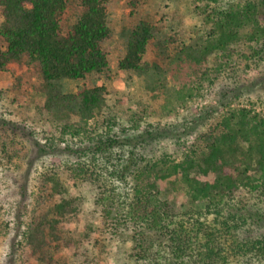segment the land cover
Listing matches in <instances>:
<instances>
[{
  "label": "trees",
  "instance_id": "1",
  "mask_svg": "<svg viewBox=\"0 0 264 264\" xmlns=\"http://www.w3.org/2000/svg\"><path fill=\"white\" fill-rule=\"evenodd\" d=\"M143 2H126L136 24L125 33L120 70L141 74L151 66L161 73V86L170 80L179 89L216 72L227 79L240 64L264 68V0L226 7L188 0L202 18L194 37L178 29L166 32L157 12L137 16ZM108 3L76 0L77 14L70 19L71 0H0V96L15 93L34 76L40 109L59 123L68 156L66 163L40 175L32 215L18 226L17 248L38 264H63L65 251L76 256L82 247L102 245L94 238L99 233L129 243L127 255L134 264H264L263 114L245 107L222 112L219 99L217 108L194 117L207 129L179 160L168 151L154 158L144 145L166 138L177 145L176 127L162 132L146 126L124 137L112 128L106 86L63 92L65 80L107 74ZM164 90L172 89L164 85ZM208 116H218L211 126ZM2 154L8 164L12 153ZM0 167L1 174L8 171L1 161ZM68 180L95 193L97 215L82 231L73 225L83 217L84 196L72 192ZM16 186L19 192L26 189Z\"/></svg>",
  "mask_w": 264,
  "mask_h": 264
},
{
  "label": "rangeland",
  "instance_id": "2",
  "mask_svg": "<svg viewBox=\"0 0 264 264\" xmlns=\"http://www.w3.org/2000/svg\"><path fill=\"white\" fill-rule=\"evenodd\" d=\"M71 1L73 4L69 7L70 19L77 14V4L74 6L76 0ZM126 2L127 0H109L108 3V24L112 37L107 43L110 52L107 74L93 75L85 81L65 80L61 83L63 92H76L83 85L106 86L111 92L108 101L109 113L115 117L114 122H111L112 128L115 133L124 137H132L136 135V128L141 131V128L146 126L160 129L162 132L176 127L177 145L169 138L144 145L148 155L154 158L168 151L172 156L179 155L176 157V160H179L181 151L207 129V126L193 122L194 117L207 109L217 108L214 106L218 105L219 99L223 100L219 104L225 105V108H221L222 112L227 107H245L264 115V83L258 84L259 79L264 80V68L261 66L255 67L252 64L247 68L240 64L227 79H222L216 72L206 79L194 78L188 86L180 87L181 89H177L179 86L170 80L161 86L159 80L163 81L162 75L152 70L151 66L141 74L120 70L117 62L123 53L125 33L136 24V13L129 15L130 8ZM134 2L136 3V0ZM238 2L240 0H202L201 3L203 6L207 4L208 7H226ZM134 8L136 11V6ZM138 8L137 16H143L145 11L152 15L157 12V19L162 16L166 32L178 29L184 34L190 32L191 37H194L195 29L202 28V18L192 12L188 0H144ZM151 57L152 55H149V59ZM35 82L36 78L33 76L28 85L22 83L15 93L9 92L0 96V129H3L0 130V161L8 168L3 174L0 171V264H38L35 256L29 258L23 250L17 248L18 226L25 224L32 215L40 175L68 161L67 153L63 150L66 141L59 138V123L40 109L41 97L32 87ZM164 85L172 90L165 93ZM138 111L141 112L142 118ZM217 118H205L207 125L214 124ZM137 120L140 127H136ZM103 130L105 127L99 124L98 132ZM51 138L55 140L54 146L50 145ZM47 146L53 147L55 151ZM68 147L70 148V145ZM40 148L47 151L43 153ZM3 150L12 153L8 164L3 159ZM34 151L37 156L35 158L32 157ZM37 151L41 156H38ZM15 152L18 156L13 157ZM128 182L132 184L133 180L130 178ZM16 183L24 184L26 189L19 192ZM68 183L72 192L84 196L83 217L73 225L82 231L85 223L93 221L97 215L93 205L95 193L89 186L74 187L70 180ZM94 238L101 241L102 245L82 247L76 256L65 251L61 253L63 264H134L133 259H129L127 255L129 243L121 240L109 241L99 233L94 234Z\"/></svg>",
  "mask_w": 264,
  "mask_h": 264
}]
</instances>
